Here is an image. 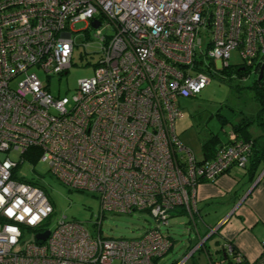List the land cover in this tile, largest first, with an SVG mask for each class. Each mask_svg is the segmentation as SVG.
Instances as JSON below:
<instances>
[{"label":"built area","instance_id":"built-area-1","mask_svg":"<svg viewBox=\"0 0 264 264\" xmlns=\"http://www.w3.org/2000/svg\"><path fill=\"white\" fill-rule=\"evenodd\" d=\"M79 22L86 26L77 42ZM76 49L97 56L93 74L70 95H53L49 80L68 73ZM232 50L242 70L258 75L264 0H0V264L162 257L170 214L181 208L193 219L196 186L245 168L252 153V139H237L198 160L175 132L179 100L228 67ZM31 152L64 186L97 195L96 235L65 217L43 228L52 204L42 187L16 176ZM136 211L153 220L139 236L100 235L106 214Z\"/></svg>","mask_w":264,"mask_h":264},{"label":"rangeland","instance_id":"rangeland-1","mask_svg":"<svg viewBox=\"0 0 264 264\" xmlns=\"http://www.w3.org/2000/svg\"><path fill=\"white\" fill-rule=\"evenodd\" d=\"M85 26L84 22L75 25L76 30L80 29L77 42H80L84 33L82 29ZM81 55L80 50L76 49L73 64L68 73L51 77L48 86L53 95H70L76 88L78 80L93 74V67L90 64L95 63L97 56L91 57L86 54L82 57ZM227 61L229 66L211 75L209 83L200 93L179 100L182 116L175 121V132L179 140L194 153L198 160L204 156L202 145L214 134L224 138L225 133L230 131L232 123L237 122L238 119L245 120L253 117L256 124L264 121V109L253 90L257 75L253 69L248 70L243 78L230 72L231 68H239L242 63L237 50L230 52ZM37 73L40 80L45 82V74L39 70ZM252 130V135L256 137L258 145H261L262 138L258 137L257 133L264 134V127L259 129L254 125ZM16 176L19 179L37 183L44 189L52 204L53 213L45 221L44 229H52L59 219L65 217L67 220L80 222L91 235L97 234L96 223L97 216L100 214V201L95 193L64 186L49 172L46 162L33 163L24 160L17 168ZM152 224L150 215L144 211H136L132 214H106L101 221L100 235L133 238L139 236ZM195 224L201 231L202 225L199 220H195ZM161 230L170 238L171 246L165 255L156 260V264H169L172 261L182 262V264H205L204 257L201 258L198 251L190 257L192 246L198 241L196 228L190 216L184 212L174 213L169 218V224ZM30 238V234H26L23 237V244Z\"/></svg>","mask_w":264,"mask_h":264},{"label":"crops","instance_id":"crops-1","mask_svg":"<svg viewBox=\"0 0 264 264\" xmlns=\"http://www.w3.org/2000/svg\"><path fill=\"white\" fill-rule=\"evenodd\" d=\"M239 120L234 124H239L242 119ZM254 125L259 129L264 127L252 123L239 131L231 125L224 138L217 135V146L250 137L255 140L253 155H260L264 151V134L257 133L262 138V144L258 145L256 137L252 135ZM202 159L204 156L200 160ZM248 166H232L215 182H200L196 186V211L193 219H190L196 228L198 241L192 246L191 254L202 243H206L208 251H198L201 258L204 257L205 264H210L207 253L216 257L215 251L224 243L234 246L247 264H264V157H259L251 169ZM180 209L176 208L171 216L178 214ZM195 220H199L202 225L201 231L197 229Z\"/></svg>","mask_w":264,"mask_h":264},{"label":"trees","instance_id":"trees-1","mask_svg":"<svg viewBox=\"0 0 264 264\" xmlns=\"http://www.w3.org/2000/svg\"><path fill=\"white\" fill-rule=\"evenodd\" d=\"M222 70H224V68ZM230 72L235 74L239 78H243L247 74V70H242L241 67H239V68H231ZM211 75H214V74H211ZM253 90H254L256 98L260 101V103L262 105V109H264V80H262V79L261 80H257V78H256L255 81H254V84H253ZM252 123H255V118L249 117V118H246L245 120H241V122L239 124L232 123V126L234 128L239 129V131H241L244 128L246 129ZM262 123H264V121L259 122L257 124H262ZM218 139H219L218 136L216 134H214L207 142H205L202 145V149H203V153H204V159H210V158H212L214 156L215 151L218 148V146H217V144L219 142ZM244 139H250V137H244ZM253 143H254V145H253L252 152L255 151V148H254L255 140H253ZM26 157H27L26 160H29V161H31L33 163L37 162L36 161L37 154H35L34 152L33 153L32 152L29 153ZM259 157H264V151H262L261 154L258 155V156L257 155H253V153H251L250 156H249V159H248V162H247L246 166L249 165L248 167H249V169H251V167H253L255 165V163L258 161ZM35 184H37V183H35ZM178 211L184 212L182 209H180ZM171 214H170V216H171ZM227 245L228 244L224 243V244H222L220 246L219 250L215 251L216 257H212L213 254L207 253V257H208V260H209L210 264H235V263L236 264L237 263L238 264H247L242 259L239 262H236L235 258L237 256V251H236L235 247L231 245L230 250H228ZM201 250L208 251L206 243H202V245H200L194 252L201 251ZM194 252L190 255V257L194 256ZM156 260H154V264H156ZM176 262L177 261H172L169 264H176Z\"/></svg>","mask_w":264,"mask_h":264},{"label":"water","instance_id":"water-1","mask_svg":"<svg viewBox=\"0 0 264 264\" xmlns=\"http://www.w3.org/2000/svg\"><path fill=\"white\" fill-rule=\"evenodd\" d=\"M97 25H98L97 23H94L93 24L94 27H97ZM262 76H264V65H262L261 68H260V70H259V73L257 75V80H261L262 79ZM47 236H48V231H46V232H44L42 234H38L36 236V238L38 240H45Z\"/></svg>","mask_w":264,"mask_h":264}]
</instances>
